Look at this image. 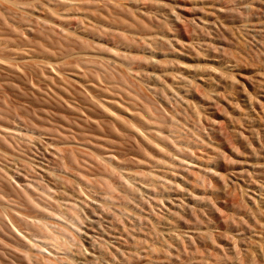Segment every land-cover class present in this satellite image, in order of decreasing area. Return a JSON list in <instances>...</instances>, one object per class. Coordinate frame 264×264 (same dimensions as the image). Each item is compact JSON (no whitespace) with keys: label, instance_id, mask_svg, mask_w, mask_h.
<instances>
[{"label":"rangeland","instance_id":"1","mask_svg":"<svg viewBox=\"0 0 264 264\" xmlns=\"http://www.w3.org/2000/svg\"><path fill=\"white\" fill-rule=\"evenodd\" d=\"M0 264H264V0H0Z\"/></svg>","mask_w":264,"mask_h":264}]
</instances>
